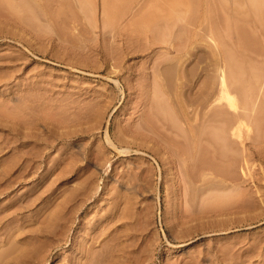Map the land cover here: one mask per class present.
<instances>
[{
	"label": "rangeland",
	"instance_id": "1",
	"mask_svg": "<svg viewBox=\"0 0 264 264\" xmlns=\"http://www.w3.org/2000/svg\"><path fill=\"white\" fill-rule=\"evenodd\" d=\"M108 261L264 264V0H0V264Z\"/></svg>",
	"mask_w": 264,
	"mask_h": 264
},
{
	"label": "bare ground",
	"instance_id": "2",
	"mask_svg": "<svg viewBox=\"0 0 264 264\" xmlns=\"http://www.w3.org/2000/svg\"><path fill=\"white\" fill-rule=\"evenodd\" d=\"M110 248H112V247H110ZM119 250H120V249H119ZM114 251H115V250H114ZM114 254H116V253L114 252ZM117 254H118V252H117ZM111 257H112V256H111ZM113 257H114V256H113ZM113 257H112V258H113ZM109 258H110V257H109ZM106 259H107V258H106ZM108 262H109V261H108ZM109 263H110V262H109ZM102 264H103V263H102ZM110 264H111V263H110Z\"/></svg>",
	"mask_w": 264,
	"mask_h": 264
}]
</instances>
